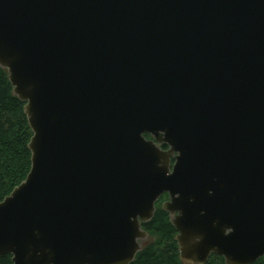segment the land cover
<instances>
[{"label": "water", "instance_id": "95a60500", "mask_svg": "<svg viewBox=\"0 0 264 264\" xmlns=\"http://www.w3.org/2000/svg\"><path fill=\"white\" fill-rule=\"evenodd\" d=\"M0 69L32 133L0 258L131 264L164 194L181 264L264 257V0H0Z\"/></svg>", "mask_w": 264, "mask_h": 264}, {"label": "trees", "instance_id": "16d2710c", "mask_svg": "<svg viewBox=\"0 0 264 264\" xmlns=\"http://www.w3.org/2000/svg\"><path fill=\"white\" fill-rule=\"evenodd\" d=\"M23 107L24 103L12 95L7 75L0 69V202L26 178L31 166L27 144L32 133ZM163 199L156 203L152 220L142 225L153 242L131 264H181L174 240L176 231L159 206ZM0 264H12V257L2 256ZM206 264H224V260L212 255ZM253 264H264V257Z\"/></svg>", "mask_w": 264, "mask_h": 264}, {"label": "flooded vegetation", "instance_id": "af4514ba", "mask_svg": "<svg viewBox=\"0 0 264 264\" xmlns=\"http://www.w3.org/2000/svg\"><path fill=\"white\" fill-rule=\"evenodd\" d=\"M146 138L149 139L150 137L146 136ZM161 148H162L163 150H166V149H167L166 146H162ZM171 164H173V160H171ZM162 197H165L166 200H168V195H167V194H164ZM162 197H161V198H162ZM161 198H159V200H160ZM166 200H165V201H166ZM157 202H158V201H157ZM157 202H156V203H157ZM163 202H164V201H163ZM163 202H162V203H163ZM155 205H156V204H155Z\"/></svg>", "mask_w": 264, "mask_h": 264}, {"label": "rangeland", "instance_id": "374dc122", "mask_svg": "<svg viewBox=\"0 0 264 264\" xmlns=\"http://www.w3.org/2000/svg\"><path fill=\"white\" fill-rule=\"evenodd\" d=\"M165 200H166V198L163 199V200H161V202H160V204H159L160 208H161L162 202L165 201Z\"/></svg>", "mask_w": 264, "mask_h": 264}]
</instances>
